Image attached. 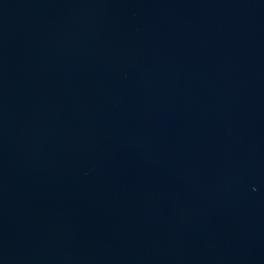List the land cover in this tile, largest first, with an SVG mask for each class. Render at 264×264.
I'll return each instance as SVG.
<instances>
[{
	"label": "water",
	"instance_id": "obj_1",
	"mask_svg": "<svg viewBox=\"0 0 264 264\" xmlns=\"http://www.w3.org/2000/svg\"><path fill=\"white\" fill-rule=\"evenodd\" d=\"M0 264H264V0H0Z\"/></svg>",
	"mask_w": 264,
	"mask_h": 264
}]
</instances>
